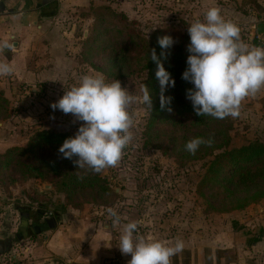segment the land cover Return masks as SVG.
<instances>
[{"label": "rangeland", "instance_id": "1", "mask_svg": "<svg viewBox=\"0 0 264 264\" xmlns=\"http://www.w3.org/2000/svg\"><path fill=\"white\" fill-rule=\"evenodd\" d=\"M250 1L230 7L228 13L220 12L225 20L240 28L241 39L248 45L251 44L249 16L251 12H259L256 1ZM105 6L112 11L102 18L101 12L95 9ZM211 7L205 0H88L83 10L70 14L74 19L70 23L78 27L74 30L71 25L67 27L69 59L61 72L48 73L40 80L17 76L14 72L1 75L0 89H5L4 95L10 101V117L0 121V152L25 147L36 133L45 130L74 136L83 122L77 121L72 114L53 110L51 104L65 94L66 88L78 83L83 74L103 73L108 82L118 79L130 93L141 96L147 72L134 63L130 70L126 66L124 78H116L111 70L114 62L110 61L113 49L132 46L144 37L151 39L155 32L168 28L176 30L172 37L175 42L180 35L190 38L188 26L197 19L203 21ZM103 19L105 23L98 26ZM48 47L50 50L51 45ZM41 50V54L35 51V57H44L40 63L44 68L50 55L49 50ZM259 101L264 104L260 91L246 97L241 103L240 115L233 118L232 135L238 146L247 143L246 140L264 141V109ZM130 111L134 118L133 138L123 150L119 164L100 172L120 197L95 200L83 195L87 191L71 196L69 191L60 190L57 177L25 181L20 175H1L0 242H11L12 251L18 246L24 247L19 237L22 238V229L27 223L26 214L35 217L39 212L45 217L49 211L71 208L109 223L111 217L107 209L113 208L121 213L123 221L137 222L140 234L146 237L173 243L177 237L182 239L185 247L171 258V264H204L214 250L229 245L232 235L248 230L245 223L241 225V219H252L253 228L258 227L263 207L256 205L264 200L244 211L223 212L224 204L230 206L229 201L223 203L222 197L214 198L213 191L207 188L202 191L204 195L200 194L203 162L181 160L170 142L167 127L161 123L154 126L157 133L150 131L146 105L134 103ZM60 159L66 160L63 155ZM33 239L37 241L38 238L35 235ZM9 252L5 260H9Z\"/></svg>", "mask_w": 264, "mask_h": 264}, {"label": "clouds", "instance_id": "2", "mask_svg": "<svg viewBox=\"0 0 264 264\" xmlns=\"http://www.w3.org/2000/svg\"><path fill=\"white\" fill-rule=\"evenodd\" d=\"M187 31L189 55L182 79L193 85L187 90L186 98L191 101L195 114L215 119L238 117L242 101L264 88V47L245 43L240 28L225 20L217 7L209 8L204 20H195ZM174 43L168 35L158 38V44L165 50ZM13 48L7 39L0 41V50ZM161 55L167 58L168 53ZM150 59L157 64L161 108L172 111L168 107L172 98L163 93L167 87L175 86V80L157 57L155 48L151 49ZM13 72L12 65L0 63V75ZM141 92V96L133 95L122 87L120 80L108 82L103 73L83 74L78 83L66 88L65 94L51 104L53 110L72 114L77 121L83 122L76 134L64 141L59 153L71 160L77 169L100 173L105 168L116 167L133 138L131 106L137 102L152 106L147 85L142 83ZM212 142L211 139L192 138L185 144V150L195 154L202 144L211 146ZM107 213L113 227L121 225V217L115 209L108 208ZM118 247L123 255H131L127 264H171V258L183 251L185 245L179 237L174 243L146 237L140 234L138 223L131 221L120 229Z\"/></svg>", "mask_w": 264, "mask_h": 264}, {"label": "trees", "instance_id": "3", "mask_svg": "<svg viewBox=\"0 0 264 264\" xmlns=\"http://www.w3.org/2000/svg\"><path fill=\"white\" fill-rule=\"evenodd\" d=\"M257 6L260 18L264 14V7L259 4ZM95 11L101 12L102 18H105V13L112 10L105 6ZM105 21L101 20L98 26ZM175 33L176 30L170 28L159 30L151 39L144 37L138 42H133L132 46L121 45L114 48L110 60L114 62L111 70L116 78H124L126 66H129L130 70L135 63L137 68L147 72L145 85L149 88L152 98L151 108L146 105L149 111V130L154 131L156 123H161L167 127L170 142L181 160L203 162L201 167L204 174L199 184L200 194L204 195L202 191L207 188L213 191L214 198L222 197L223 203L229 201L230 206L224 204L223 212L244 211L264 200V141L246 140L247 143L238 146L232 135L233 118L215 119L195 114L191 101L186 98L187 90L193 85L182 79L187 68L186 61L189 55L187 46L190 38L180 35L177 42L167 50L158 44L159 37L165 35L173 37ZM153 48L165 69L171 74V78L175 80V86L167 87L163 93L165 97L172 98L171 104L168 105L172 111L161 108V85L156 77L157 64L150 59ZM162 52L168 53L167 58L161 55ZM9 103L4 92H0V121L10 117ZM69 137L73 136L45 130L36 133L25 147H13L4 153L0 152V176L20 175L25 181L57 177L60 190L69 191L71 196L87 191L83 195L95 200L104 198L117 200L120 194L116 193L101 173L93 174V171L87 168L77 169L71 160L60 159L62 155L59 148ZM197 137L206 141L211 139L213 142L211 146L202 144L195 154H191L185 150V144ZM81 176L83 179L79 178ZM117 213L121 216V213ZM109 223H112V218ZM232 252L217 249V260L220 261L222 258L228 260L231 255L229 261L235 262L237 258Z\"/></svg>", "mask_w": 264, "mask_h": 264}, {"label": "crops", "instance_id": "4", "mask_svg": "<svg viewBox=\"0 0 264 264\" xmlns=\"http://www.w3.org/2000/svg\"><path fill=\"white\" fill-rule=\"evenodd\" d=\"M205 1L212 7L219 8L222 13L230 12V7L251 2ZM254 1L264 7V0ZM87 3L88 0H0V41L7 39L14 45L13 49L0 50V63L12 65L17 76L33 77L38 80L48 73L61 72L69 59L67 27L71 25L72 30L78 27L76 23H70L74 20L70 14L76 10H83ZM251 13L250 36L254 25L260 24L264 15L259 18L260 12ZM250 46L255 45L251 43ZM42 48L49 50L50 55L47 56L49 63L44 68L40 66L44 57L42 55L35 57V51L39 50L41 54ZM46 53L48 55L47 51ZM4 91V88L0 89V92ZM260 93L264 97V88ZM261 108L264 109L263 104ZM256 207H263L259 212L258 227L253 228L252 219H241V225L245 223L248 230L237 232L236 235H232L227 247L218 248L232 250V253L237 255V260L233 262L222 258L218 261L214 250L210 258L205 259L204 264H264V201ZM41 214L38 212L35 217L26 214L27 223L25 229H22V238L19 237L21 241L23 240L21 244L23 248L18 246V249L12 251L11 242H0V250L8 246L7 252L0 251V264H4L9 251V257H15L28 264H127L131 259L130 254L123 255L118 247L120 229L123 224L128 223L127 221L113 227V223L102 222L101 217L95 220L87 213L71 208L61 212L49 211L45 217ZM35 235L37 241L33 239ZM24 238H27L26 243Z\"/></svg>", "mask_w": 264, "mask_h": 264}, {"label": "built area", "instance_id": "5", "mask_svg": "<svg viewBox=\"0 0 264 264\" xmlns=\"http://www.w3.org/2000/svg\"><path fill=\"white\" fill-rule=\"evenodd\" d=\"M264 5V3H263ZM264 23V15H263V21ZM250 41L255 46H261L264 47V34L263 36H258L257 32L253 30L252 35L250 36ZM4 264H28L25 261H21L15 257H10L9 260H4Z\"/></svg>", "mask_w": 264, "mask_h": 264}, {"label": "water", "instance_id": "6", "mask_svg": "<svg viewBox=\"0 0 264 264\" xmlns=\"http://www.w3.org/2000/svg\"><path fill=\"white\" fill-rule=\"evenodd\" d=\"M261 20L263 21V17H261ZM254 30L257 32L258 36H263V34H264V23L261 22L260 24L254 25ZM0 251L7 252L8 251V246H6L5 248L1 249Z\"/></svg>", "mask_w": 264, "mask_h": 264}]
</instances>
